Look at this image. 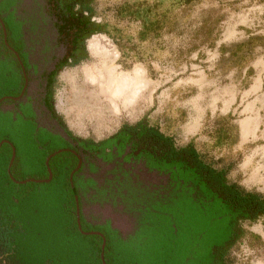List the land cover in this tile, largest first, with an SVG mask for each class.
Listing matches in <instances>:
<instances>
[{
	"label": "rangeland",
	"instance_id": "1",
	"mask_svg": "<svg viewBox=\"0 0 264 264\" xmlns=\"http://www.w3.org/2000/svg\"><path fill=\"white\" fill-rule=\"evenodd\" d=\"M51 1L12 0L8 8L19 24L21 51L34 71L24 99L28 98L39 125L97 143L123 124L143 121L171 136L178 146L192 144L212 167H226V181L264 195V0H78L77 6L58 0L63 7L71 5L68 11L73 14L79 15L85 7L80 15L91 24L87 31L93 33L73 49L60 39L59 13ZM94 35L117 48L120 72L132 75L140 66L157 87L152 105L144 102L135 116L126 112L118 118L109 116L103 127L79 116L70 85L61 76L65 71L74 77L78 67L96 64L86 45ZM54 64L58 65L51 82L46 83ZM76 81L82 83L81 74ZM44 93L48 100L42 101ZM9 105L2 103L0 110H8ZM191 118L196 120L192 127ZM2 152L0 171L6 157ZM27 157L28 172L10 173V181L18 201L44 206L48 189L43 184L13 182L42 177V157ZM118 162L93 159L91 170L83 168L81 178L93 184L81 195L80 213L85 223L107 222L121 239H127L135 228V213L117 195L118 183L123 181L120 193L125 194L128 189L151 192L164 180L137 163ZM258 165L260 176H253ZM100 189L106 190L104 196L98 195ZM228 264H264V215L240 223Z\"/></svg>",
	"mask_w": 264,
	"mask_h": 264
},
{
	"label": "trees",
	"instance_id": "2",
	"mask_svg": "<svg viewBox=\"0 0 264 264\" xmlns=\"http://www.w3.org/2000/svg\"><path fill=\"white\" fill-rule=\"evenodd\" d=\"M52 1L55 3L56 13H59L60 39L73 49L76 46L75 40L93 33L87 31L91 25L87 18L80 15L86 8L79 15L73 14L68 11L69 8L62 6L61 1ZM11 4L12 0H1L0 13H5ZM4 27L6 37L14 43L15 50L21 57H26L21 51L19 24L14 21L10 12L4 21ZM5 52L7 54L4 57L10 58L6 47L1 44L0 56ZM70 54H73L72 50ZM69 59L66 58V61ZM57 65L54 64L46 74V83L51 82ZM18 71L16 62L10 59L0 60V99L5 98L4 102L9 104L19 92ZM46 94L44 93L42 101L48 100ZM45 109L51 113L49 106ZM8 122L9 117L0 113V142L7 140L15 148L10 173H27V155H40L41 178H44V157L47 152L62 148L63 143L59 141L47 147L46 151H38L33 143L35 140L38 144L42 143L41 138H31L29 129L24 137V140L29 141V146H25L24 153L19 140L9 131ZM125 147H128V152L120 158ZM1 151L6 157L0 171V264H101L100 238L81 235L76 229L74 214V200L76 199L80 210L81 195L93 181L78 178L76 187L71 189L66 181L68 170L60 171L49 183L43 184L48 189V202L40 207L26 206L24 202L17 200V191L7 174L10 158L8 145L1 144ZM78 152L85 156L81 168L87 166L91 170L93 159H118V164L137 163L142 169L149 171L145 170L146 172L161 176L164 180L151 192L128 189L125 194L120 193L123 181L118 183L117 195L135 213V228L127 239H121L107 224L94 227L85 223L80 215L82 231L102 234V257L105 264H183L186 252L192 251L188 248L195 243L206 246L204 262L199 263L193 255V263L188 264H228L229 250L235 239L231 226L239 220L253 222L264 215V195L245 191L237 183L226 181V167H212L192 144L178 146L171 136L142 121L132 125L123 124L112 136L97 143L81 140L78 142ZM37 192L40 193V189ZM104 194L106 190L100 189L98 195ZM200 194L212 198L219 207L220 212L212 213L210 217L225 215L220 224L227 226L222 234L206 237L202 240L203 243L197 240L199 222L193 225L189 219L190 214L192 217H197L196 214L201 216L197 211L202 199ZM208 218L209 216L206 220ZM186 224L191 225L189 230L192 233L189 234L190 241L186 239L182 249L179 246L180 231Z\"/></svg>",
	"mask_w": 264,
	"mask_h": 264
},
{
	"label": "flooded vegetation",
	"instance_id": "3",
	"mask_svg": "<svg viewBox=\"0 0 264 264\" xmlns=\"http://www.w3.org/2000/svg\"><path fill=\"white\" fill-rule=\"evenodd\" d=\"M69 1L73 3V6L79 5L78 0H69ZM70 7L71 5L70 6L67 5V8H70ZM7 15H8V10L5 13H0V21L3 24V27H4V21ZM4 30H5V27H4ZM84 36L81 39L75 40V44L78 42H83ZM1 44H3L4 46L6 44L7 47H9L10 50L8 48L6 49H7L8 54L11 55V57L6 59L4 56H6L7 53L5 52L0 56V60L9 61L10 59V61L16 62V65L19 68L17 75L20 78V82H18V86H20V88H19V92L16 97L19 96L21 89L24 87L22 96H20L17 100H12V103L9 105L10 108L8 110H4V111L0 110L1 114H6L9 117V122H8L9 131L11 132L12 135L15 136L16 139L19 140L24 150V153L26 152L25 146H29V141L27 139L24 140V137L27 136V134L29 133L28 132L29 129H30L31 138H35L37 136L41 138L42 143L38 144V141L36 140L33 143V145L38 151H46L47 147L53 146L59 141L63 143L62 148L55 150V151L47 152L46 156L43 159L45 177L39 178L36 180H46L48 178V175H50V179L47 182H42V183L31 182V183L47 184L53 179V176L55 174L59 173L60 171L68 170L66 181L68 183V187L71 189H74V186L76 185V181L78 180V178H81V173L83 171V168H81L83 164L82 154L78 152V142L81 140L75 139L71 135H68L65 132V130H63V134L61 135L37 123V121L34 118V114L29 104L28 98L24 99V97L26 96L27 88H28L27 84H28V79L30 78V72L34 74V71L29 65L27 58L21 57L20 54L15 50L14 43L10 39H7L6 31H5V44L3 42L2 33H1L0 45ZM14 53L17 55L18 59L15 58ZM24 80H25V86H24ZM4 101L0 103V106L2 103H4ZM56 122L58 125H60V122L58 120ZM3 141H5V143H2V144L8 145L10 149V155H11V150H13L14 155H15V148L12 145V143H10L7 140H3ZM127 150H128V147H125L124 152L120 158H123L124 155L127 154L128 152ZM143 170L148 171L146 168L145 169L143 168ZM200 197H202V199H201V203L199 202L200 204L198 205L197 211L200 212L201 216H199V214H196L197 217H192V214H190L189 219H190V223H192L193 225L196 224V222L197 223L199 222L198 223L199 226L197 225V227L199 228L200 232L198 234L197 240L200 243H203L202 240L205 239L206 237L212 238V237L222 234L227 229V226L225 224H220L225 215L223 216V215L218 214L215 218L210 217V214L212 213L217 214L220 212L219 207L214 203V200L210 197L206 198L204 195L202 196V194H200ZM75 206H77L78 208V203L76 202V199L74 200V211H75ZM78 212H79V223H80L81 213H80L79 208H78ZM193 212H196V211L193 209ZM208 216L209 218L208 220H206ZM243 221H246V220H239L238 222H236L235 224L231 226L230 230H231V233H233V236H236L238 229L240 228V223ZM105 224L109 226L107 222H103L97 226H103ZM186 225L187 226L183 227L182 230L180 231L181 240H180L179 246H181L182 249L184 248V245L187 242L186 239H189V241L191 239V237L189 236V234L192 233V231L189 230L190 224H186ZM95 226L96 225H94V227ZM80 228H81V225H80ZM190 228H191V225H190ZM102 239L104 240L103 236H102ZM205 249H206L205 245H199L197 243L193 244L191 248L190 247L188 248V250H192V251L191 253L186 252L187 256L184 257L183 264H188L189 262L193 263L194 256L199 263H203L204 258H205Z\"/></svg>",
	"mask_w": 264,
	"mask_h": 264
},
{
	"label": "bare ground",
	"instance_id": "4",
	"mask_svg": "<svg viewBox=\"0 0 264 264\" xmlns=\"http://www.w3.org/2000/svg\"><path fill=\"white\" fill-rule=\"evenodd\" d=\"M86 45L96 64L78 67L74 70V77L65 71L61 75L70 85L72 103L79 116L93 120L98 126L103 127L109 121V116L118 118L122 112L135 116L142 111L141 106L144 102L152 103L156 86L146 78L142 67L135 66L132 75L120 72V53L101 36L94 35ZM78 73L82 75L81 84L76 81ZM195 108L200 116V110ZM244 123L247 129L248 123ZM195 125L196 120L191 118L189 126ZM261 168L259 165L254 167L253 176L259 177Z\"/></svg>",
	"mask_w": 264,
	"mask_h": 264
},
{
	"label": "water",
	"instance_id": "5",
	"mask_svg": "<svg viewBox=\"0 0 264 264\" xmlns=\"http://www.w3.org/2000/svg\"><path fill=\"white\" fill-rule=\"evenodd\" d=\"M0 30H1V33H2L3 42L5 44V30H4V27H3V24L1 23V21H0ZM5 46H6V48H8L6 44H5ZM14 56H15L16 59H18V57H17V55L15 53H14ZM24 86H25V80H24ZM23 90H24V87L21 89L19 96L16 97V98H12V100H17L20 96H22ZM4 100H6V99L5 98H1L0 99V103L2 101H4ZM2 143H5V141L0 142V145ZM13 158H14V152H13V150H11V155H10V158H9V161H8V165H7V174H8V177H9L10 180H11V177H10V167L12 165ZM49 179H50V175H48V178L46 180H31V179H28V180L21 181V182H15V181H13V182L16 183V184H24L26 182L42 183V182H47ZM74 214H75L76 229H77V231L81 235H83V236H87V235L88 236H98V237L101 238V245H100V251H101V253H100L99 259H100V263L101 264H105V262L103 260V257H102V250H103V247H104V240L102 239L101 234L98 233V232H92V231L91 232H84V231H82L81 228H80L79 212H78L77 206H75Z\"/></svg>",
	"mask_w": 264,
	"mask_h": 264
}]
</instances>
